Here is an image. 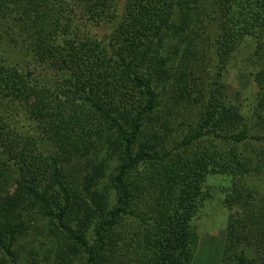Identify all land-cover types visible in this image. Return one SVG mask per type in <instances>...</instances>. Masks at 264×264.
Returning a JSON list of instances; mask_svg holds the SVG:
<instances>
[{
    "label": "trees",
    "instance_id": "trees-1",
    "mask_svg": "<svg viewBox=\"0 0 264 264\" xmlns=\"http://www.w3.org/2000/svg\"><path fill=\"white\" fill-rule=\"evenodd\" d=\"M118 1L0 0V264L4 254L19 263L13 245L36 210L66 235L74 264H192L206 179L219 174L230 182L220 264H264V186L251 182L264 155L238 147L260 137L250 125L229 134L199 125L173 147L141 141L160 118L159 84L184 75L191 87L200 53L223 78L244 42L264 122V0H130L111 51L77 26L103 21ZM60 70L70 78L56 83ZM208 134L232 148L191 147Z\"/></svg>",
    "mask_w": 264,
    "mask_h": 264
},
{
    "label": "rangeland",
    "instance_id": "rangeland-1",
    "mask_svg": "<svg viewBox=\"0 0 264 264\" xmlns=\"http://www.w3.org/2000/svg\"><path fill=\"white\" fill-rule=\"evenodd\" d=\"M128 1L130 0L118 1L117 3L122 5V9L112 8V11L106 14L103 21H99V23L90 21L85 23L86 20L80 17L77 26V29L80 30L78 31L82 36L84 35L82 33H87L88 37L105 43L112 51L113 47L108 43L114 37L115 28L113 27L114 25L118 26L125 17V7ZM83 17L88 19V14L86 13V16L83 15ZM234 56L235 60L223 78L218 76L213 78L207 56L202 58L203 54L200 53L198 54V64L204 65L192 73L191 76L194 75V77H190L191 87H187V89L184 87V75L178 77L176 81L167 80L168 90H164V86L159 84L157 91L161 93L158 99L161 106V113L158 112L160 118H151L155 119V122L148 126L150 131L147 130V132L150 134L141 139L142 145L147 146L151 143L156 148L173 147L182 140L191 141L195 134V127L204 124H207L205 130L217 127L221 134L240 132L242 124H249V135L260 137L257 140L251 139L241 143L238 146L239 151L244 154L258 151L264 155V122L256 120L258 118L254 110L257 94L262 88V80L256 78L259 67L256 65L251 44L244 42L238 54ZM53 73L56 83H63L64 77L65 79L70 78L65 71L61 72L60 70ZM190 93L191 95H189ZM216 103H219V108L214 115L212 107ZM209 110L210 112H208ZM208 135L198 141H193L191 147H194L197 142L207 143L221 152H227L232 148V144L227 145L222 140ZM138 149L139 147H136V150ZM263 177L264 173L260 179H254L251 182L264 186ZM206 184L211 197L204 202L194 221L200 240L192 264H220L228 241L227 226L230 212L225 204V189L230 184L229 178L221 174L209 175ZM14 188L15 185L10 187V193ZM75 216L69 215L71 223L76 222ZM54 224V220L48 215H44L42 211L33 212L32 217L27 220V229L13 245V250L20 253L18 264H74L75 257L71 250L67 249L69 247L65 241L66 235ZM82 227L87 228L85 224H82ZM60 253H63L62 258L57 256ZM4 256L7 257L9 264H15L7 254ZM75 264H81V261L77 260Z\"/></svg>",
    "mask_w": 264,
    "mask_h": 264
}]
</instances>
